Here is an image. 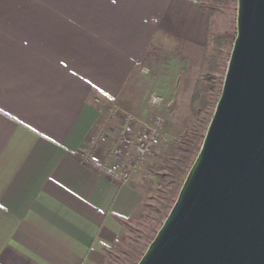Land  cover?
Returning <instances> with one entry per match:
<instances>
[{
    "label": "crops",
    "instance_id": "crops-1",
    "mask_svg": "<svg viewBox=\"0 0 264 264\" xmlns=\"http://www.w3.org/2000/svg\"><path fill=\"white\" fill-rule=\"evenodd\" d=\"M199 4L0 0V264H103L126 239L164 131L154 155L114 184L82 160L104 119L98 103L132 97L139 72L154 69L149 56L200 69L208 14ZM113 126L97 161L113 163Z\"/></svg>",
    "mask_w": 264,
    "mask_h": 264
},
{
    "label": "water",
    "instance_id": "water-1",
    "mask_svg": "<svg viewBox=\"0 0 264 264\" xmlns=\"http://www.w3.org/2000/svg\"><path fill=\"white\" fill-rule=\"evenodd\" d=\"M236 4L200 150L138 264H264V0Z\"/></svg>",
    "mask_w": 264,
    "mask_h": 264
},
{
    "label": "rangeland",
    "instance_id": "rangeland-1",
    "mask_svg": "<svg viewBox=\"0 0 264 264\" xmlns=\"http://www.w3.org/2000/svg\"><path fill=\"white\" fill-rule=\"evenodd\" d=\"M236 7V0H216L207 5L205 11L213 21L209 49L204 51L200 69L196 71L197 65L184 64V60L174 63L173 56H149L154 69L139 72L140 77L130 89L132 100L126 98L121 104L99 102L107 107L116 106L145 123L156 115L162 116L165 122L162 128L165 142L156 155L153 171L146 172L148 193L142 211L128 226L126 239L110 250L103 264H138L176 201L220 96L235 36ZM219 37L221 39L217 42ZM188 75L191 84L194 82V89L197 82L204 85L200 96L205 98V109H202V100L191 99L189 103L184 92L190 88L184 85L187 81L184 77ZM153 95L162 98L161 106L149 105V98ZM171 100L173 103H169ZM113 123V127L118 128V120Z\"/></svg>",
    "mask_w": 264,
    "mask_h": 264
},
{
    "label": "built area",
    "instance_id": "built-area-1",
    "mask_svg": "<svg viewBox=\"0 0 264 264\" xmlns=\"http://www.w3.org/2000/svg\"><path fill=\"white\" fill-rule=\"evenodd\" d=\"M162 102V98L158 96L153 95L149 98V105L153 107L161 106ZM98 105V113L104 119L98 132L91 138L89 148L82 155V160L104 173L112 183H126L130 175L154 155L165 123L164 119L156 115L149 123H145L116 106L107 107L102 103ZM115 119L118 120V135L113 147L108 151L113 163L110 164L107 160L97 161L96 150L106 137L107 125Z\"/></svg>",
    "mask_w": 264,
    "mask_h": 264
},
{
    "label": "trees",
    "instance_id": "trees-1",
    "mask_svg": "<svg viewBox=\"0 0 264 264\" xmlns=\"http://www.w3.org/2000/svg\"><path fill=\"white\" fill-rule=\"evenodd\" d=\"M216 0H200V4L198 5V8L200 10H206L207 5L210 6L211 4H213ZM212 16L210 14H208V30H207V39H206V46H205V50L207 51L209 49V41H210V37H211V27H212ZM235 36L232 39V43L234 40ZM221 39V37L216 38V41L219 42V40ZM206 56V55H205ZM204 92V85H202L201 83L197 82L195 85V89H194V93L192 96V101L195 100H202L203 107L202 109H205L206 107V101L205 98L201 97L200 95Z\"/></svg>",
    "mask_w": 264,
    "mask_h": 264
}]
</instances>
